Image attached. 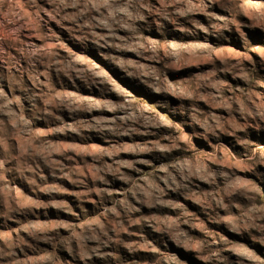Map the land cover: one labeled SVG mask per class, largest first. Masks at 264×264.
<instances>
[{
    "label": "rangeland",
    "instance_id": "obj_1",
    "mask_svg": "<svg viewBox=\"0 0 264 264\" xmlns=\"http://www.w3.org/2000/svg\"><path fill=\"white\" fill-rule=\"evenodd\" d=\"M0 264H264V0H0Z\"/></svg>",
    "mask_w": 264,
    "mask_h": 264
}]
</instances>
